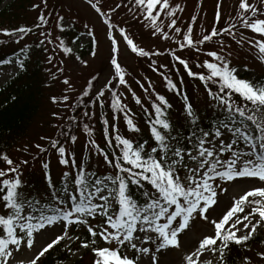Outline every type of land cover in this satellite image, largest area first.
<instances>
[{
    "label": "snow or ice",
    "instance_id": "6c2138e0",
    "mask_svg": "<svg viewBox=\"0 0 264 264\" xmlns=\"http://www.w3.org/2000/svg\"><path fill=\"white\" fill-rule=\"evenodd\" d=\"M41 2L44 10L34 28L45 30L38 32L42 39L35 47L48 52V45H56L44 63L52 65L58 50L64 57L74 56L76 61L88 66L89 62L82 59L83 53L78 54L62 36L53 39L52 31L47 30L53 18L60 33L74 29L78 20H66L60 13L48 12V0ZM86 3L102 18L107 29L110 78L92 95L98 79L92 76L78 94L77 104L68 103V94L60 98L53 95L50 99L56 105L83 108V130L88 135L93 131L89 121L96 117L92 109L98 105L106 146H101L95 138L89 139L85 145L89 153L87 161L77 163L75 152L69 149V144L74 145L78 139L73 129V125L80 127L76 116L66 121L67 128L59 129L57 137H41L48 139V146L37 143L38 153L54 150L59 164L67 169L57 186L51 175L50 160L41 161L47 186L43 194L24 191L28 185L23 179V166L28 160L17 164L7 153L0 155L6 165L0 168V264H39L42 257L64 241H68L65 248L73 256L78 255L81 248L91 251L93 264H163L160 257L166 256L171 249H180V237L196 221L204 222L203 231L195 241H190L180 264H216L217 261L229 264L232 246L246 245L264 229V79L254 81L241 77V69L232 65L231 46L225 37L240 47L248 46L264 64V0L259 4L238 0L235 16L230 18L232 22L223 28L213 26L198 39L191 26L186 31L177 26V12L183 9L178 4L173 6L170 0H120L107 11L101 0H86ZM32 7L35 10L40 5ZM122 7L151 36L172 40L180 50L194 49L209 58L196 63V68L201 69L197 72L192 70L187 58L174 50L168 51L176 62L173 67L179 82L160 74L167 90L183 100L182 125L174 124L169 118L172 104L156 92L150 80L147 88L136 81L151 103V110L143 108L149 132V139L144 140L122 136L119 130L118 120L122 114L128 132H141L131 109L122 102L123 93L113 90L119 85L132 92L125 69L119 62L120 41L116 33L137 57L151 59L163 53L139 46L127 28L113 20V15ZM216 7L218 24L222 6L218 3ZM34 28H2L0 36L7 37L8 41L0 40V44L9 41L19 44ZM166 28L173 30L171 35ZM83 29L71 40V45L78 44L79 49H84L85 44L78 42L86 40L90 56L96 58L100 40L88 23L83 24ZM248 31L254 35L246 36ZM214 38L218 39L214 41ZM213 41L216 49L201 47ZM30 50L31 46L25 45L19 53L0 58V76L15 78L27 71ZM5 65L10 69L5 71ZM62 65L63 60L56 66V72L48 67L44 72L57 80L58 74L65 70ZM179 66L188 77L200 81L209 111L202 112L194 107L184 90ZM149 67L159 72L168 65L157 67V61L151 59ZM244 71H248L246 65ZM62 83L67 86L66 93L75 91L69 78L65 77ZM132 95L136 104L141 105L140 97L135 92ZM106 96H110V100H106ZM106 106L113 112L112 122L103 114ZM52 115L63 119L56 112ZM108 148L112 149L110 153ZM93 156L97 157V165L89 168ZM101 165L104 172L99 171ZM241 181L248 182L249 186L230 194ZM222 197L228 203L217 212ZM72 227L85 229L84 238L69 235ZM73 240L79 242L75 252L71 249ZM22 251L31 255L21 259L19 253ZM257 255L264 260V251ZM242 264H252L251 258L245 256Z\"/></svg>",
    "mask_w": 264,
    "mask_h": 264
},
{
    "label": "rangeland",
    "instance_id": "374dc122",
    "mask_svg": "<svg viewBox=\"0 0 264 264\" xmlns=\"http://www.w3.org/2000/svg\"><path fill=\"white\" fill-rule=\"evenodd\" d=\"M10 0L3 1L0 4V10L9 3ZM102 5L105 9H110L115 7L116 3L112 0H101ZM251 3L259 4L260 0H250ZM170 3L175 6L179 5L183 11L177 12L178 24L177 26L181 27L183 31H186L189 26L193 28V34L195 38H200L205 32H209L213 26L216 27H226L231 21V17L235 16V8L238 6V0H170ZM221 4V13L222 18L220 22L217 24L215 21V13L217 11V4ZM32 4H39L40 8L32 10V17L34 19L35 15L40 14L41 11L44 10L43 4L41 0H32ZM18 10V9H17ZM14 11V9H13ZM48 12H56L64 15L66 20L69 19H77L78 25L80 28L83 27L84 23H88L90 27L95 30L96 36L100 40V50L99 54L96 58H92L90 54H86L84 60H87L88 66H83L80 62L76 61L74 56L73 58L64 57L62 53L57 50L56 58L53 61L52 65H46V67L51 68L53 72H56V66L59 64V61L63 60V67L64 72L63 74H58L59 78L57 80H53L52 85L48 89L50 94L57 96L60 98L63 94H68L70 96L69 104L72 100L79 94L84 87L86 86V82L95 75H98L97 88L98 91L107 80L110 78V73L112 69L110 67L108 57H109V49H110V42L107 40L106 37V26L103 23L102 18L93 10L91 7L86 3V0H48ZM21 12V11H18ZM13 13V12H11ZM196 17L197 19L193 20L192 18ZM113 20L120 23L121 26L126 27L127 30L133 35L134 42L137 43L139 46L144 47L146 50L151 51H159L163 54L159 56H154L151 59H155L157 61V67L159 65H168V68L172 66V62L176 64L175 61L172 60L171 56L168 54L169 49L174 50L182 56L183 58H187L190 62L197 63L204 59H209L203 53H196L194 49H185L180 50L172 40H165L162 37H153L151 36L150 32L143 27L141 23H137L132 20L130 14L127 13L126 8H121L118 10L117 13L113 15ZM264 18V17H262ZM34 21V20H33ZM45 30V29H44ZM47 30H51L53 34V39L59 35L58 29L55 28V21L48 25ZM172 34L171 29H165ZM246 36H253L254 34L250 31L245 33ZM39 40L42 39L40 36ZM117 39L120 41V55H119V62L121 63L122 67L125 69L126 79L128 81V85L131 87L132 92H135L137 96L140 97L142 103L146 102L147 94L144 93L143 89L137 84V80H139L145 88L148 87L149 80L151 81L154 88H157L161 83L163 76L160 73L166 75L167 68H160L159 72H154L152 68L149 67L151 63V59L149 58H140L137 57L134 53L130 51L126 47L125 42L116 33ZM34 37H27L19 44L20 47L28 45L32 40H37ZM218 38H214V41ZM225 40L228 44H230L232 51V56L230 59L232 60V65L238 67L243 71V65L253 66L256 70L264 72V64H261L259 60L256 58V53L250 52L248 46L240 47L231 38L225 37ZM207 42L205 45L201 46L206 50H214L216 49L215 42ZM78 43H84L85 46H90L86 40H81ZM73 46L74 49L78 50L77 45H70ZM49 51L44 52L43 60H45L47 55L52 54V49L56 47L55 43L52 45L47 46ZM5 71L10 69V66L6 65L3 66ZM180 67V74L183 75L184 78V88L188 91L191 100L193 101H202L206 98L203 88L200 86L199 83L196 81L191 80L187 74H185L183 67ZM240 71V72H241ZM176 74V73H175ZM67 77L70 79L71 84L75 91L65 92L67 86L62 83L63 79ZM10 77L7 76H0V86L9 79ZM176 78V76H175ZM116 92L123 93L122 102L128 106V108H133L135 106V99L133 98L132 92L128 91V89L124 86L116 85ZM161 87V86H160ZM151 91V90H150ZM205 104V103H204ZM42 106H45L43 103ZM50 106V104H49ZM55 105H52L50 109H53ZM59 108L64 107L65 110L68 109L67 106L60 104L58 105ZM45 112V111H44ZM41 112V116L37 119V121L42 118L46 113ZM61 117H65L62 115ZM62 120V119H60ZM36 121L33 122V124ZM32 124V125H33ZM119 129L125 126L123 116L121 114L118 120ZM39 131V126L35 123L31 127L30 136L34 139L37 132ZM51 133L48 132L47 134ZM77 144L81 147H85L87 141L92 139L90 135H86L85 133H78L77 135ZM39 142V139H37ZM33 146V145H32ZM86 148V147H85ZM87 149V148H86ZM36 149L34 148L31 153L27 155V157H31L29 160L28 165L23 166V172L33 171L35 169V173L40 174V178L42 177L43 171L41 167V161L47 157V153L44 154H37L35 159H33L32 155L35 153ZM50 168L52 169L51 175L54 178H60L62 175L63 167L59 165L58 162V155L52 154L50 155ZM22 158V157H20ZM249 183L245 181L238 182V186L232 188L230 194H235L239 188L248 187ZM45 188V187H43ZM228 201L222 197L220 208L217 209L219 212L221 209L224 208V205L227 204ZM210 227V226H209ZM204 228L203 221H196L191 229L187 231L184 235L180 237L182 247L180 249H171L168 251L167 255H162L160 257L163 264H180V260L188 250L190 246V241H195L197 237L200 236L201 232ZM68 243V241H67ZM39 247V244L36 245ZM83 249H79V254L76 256L71 255L70 261L65 263L59 264H70L72 261L79 259L80 255L82 254ZM26 255H31V253L20 252L19 257L23 259ZM248 257L251 258L252 264H264L263 260H261L256 254H250ZM209 258H212L209 254ZM215 259V258H213ZM218 264V261L216 262Z\"/></svg>",
    "mask_w": 264,
    "mask_h": 264
},
{
    "label": "trees",
    "instance_id": "16d2710c",
    "mask_svg": "<svg viewBox=\"0 0 264 264\" xmlns=\"http://www.w3.org/2000/svg\"><path fill=\"white\" fill-rule=\"evenodd\" d=\"M6 0H0V4ZM116 4L120 3V0H112ZM32 0H10L1 10H0V29L2 28H18L20 26L26 27H33L38 23V15L32 17V10H33ZM14 9V11H13ZM18 9V10H17ZM105 11L108 9H105ZM21 11V12H18ZM13 12V13H11ZM34 20V21H33ZM51 24V23H50ZM44 29L36 30L32 33H29L25 36L24 39L29 37L39 36L38 32ZM83 27L80 28V25H76V27L72 30L66 31L64 33H60L59 35L64 38V40L71 45V40L79 35L81 31H83ZM37 40H32L28 45L31 46V50L29 52V59L26 61V69L27 71L21 73L18 77L9 78L0 86V155L7 153V155L12 158L17 164H19L22 160H30L31 157H27L29 153L35 148L37 143L41 144L44 147L48 146V139L42 140L41 137L46 138H55L59 135V129L67 128L66 121L72 117L76 116L77 119L80 121V127L76 128L73 125L74 134L78 135V133L82 132L85 133L83 130V123L85 122L82 116L83 108L81 109H74L72 107H68L67 110L64 107L59 108L58 105L53 104L51 102V96L48 92V89L52 85L53 80L49 77L47 73L44 72L45 63L43 60V49L36 48L35 45L39 42V37L36 38ZM0 40L8 41L7 37L0 36ZM23 41V40H22ZM24 46L20 47L17 43L14 42H7L4 44H0V58H7L11 57L13 53H19V50ZM90 46H85L84 49H78L77 53H83L82 59L89 53ZM73 58V57H72ZM175 63L172 62V66L167 68L166 75L169 78H172L177 83L179 82V76H177L176 68L173 67ZM193 71H201V69L196 68V63L190 62ZM6 66V65H5ZM240 72L241 77L251 80H259L264 79V72L256 70L253 66H247L248 71ZM182 67V66H181ZM171 69V71L169 70ZM186 74V73H185ZM98 77V75H95ZM176 76V78H175ZM191 80L196 81L200 84L198 79H194L189 77ZM45 84H48V87H45ZM166 82L164 78L162 79V83L155 88L156 92L164 95L169 103L172 104V108L169 112V118L173 121L176 125H182L184 123V117L182 115L183 112V100L181 97H178L174 92L168 91L166 86ZM161 86V87H160ZM203 88V86L200 84ZM97 88V82H94V89L92 95L95 94ZM117 86L114 87V91H116ZM184 90H186L184 88ZM204 90V89H203ZM187 91V90H186ZM188 93V91H187ZM189 95V93H188ZM15 96L16 99L13 100L12 97ZM190 97V95H189ZM87 99V98H86ZM152 99H155L153 96ZM192 98L190 97V100ZM206 99V98H205ZM106 100H110V96H106ZM193 105L196 109L200 111H209L206 109L205 104L202 101H193ZM45 103V106H42ZM79 103L78 94L77 96L70 102L71 104ZM136 103V102H135ZM50 104V106H49ZM52 105H55L53 109H50ZM147 107L151 110V103L147 99L146 102L142 103L141 105L135 104L133 108H131V112L133 115L134 122L140 127V133H130L127 130L126 125L121 127L120 133L122 136L128 138H134L138 140L149 139V132H148V125L145 122L147 117L143 111V108ZM92 110L96 112V117L89 121L92 125L93 131L90 135L92 138H95L101 146H106L104 141V131L103 125L100 122L101 117V110L99 106H95ZM45 111V112H44ZM41 112L46 113L44 119L40 118L38 121L37 119L41 116ZM56 112L60 116L65 115V117L60 120L56 117H53L52 113ZM103 114L106 115L110 122H112V115L113 112L110 106H106L103 109ZM210 114V113H209ZM38 124L39 131L37 132L34 139L30 136L31 127L35 124ZM33 124V125H32ZM59 126V127H57ZM47 134L48 132H50ZM86 134V133H85ZM88 135V134H86ZM39 139V142L37 141ZM63 141V138H61ZM33 145V146H32ZM36 149V148H35ZM70 151H74L76 154L77 163H80L81 160L87 161L88 158V149L85 147H81L77 143L74 145L69 144ZM107 151L110 153L112 151L111 148H108ZM56 154L54 150L47 152V157L44 161L50 160V155ZM38 153V149H36L35 153L32 157H35ZM22 157V158H20ZM102 161V157L99 158ZM28 165V164H27ZM60 165V164H59ZM97 165V157L93 156L92 160L89 162V168H96ZM63 167V171L67 169L65 166L60 165ZM6 165L4 164L3 160L0 159V168H5ZM51 169V168H50ZM33 171L23 172V179L25 183L28 185L24 191L32 194H43L47 191V186L42 177L40 178L39 173H35ZM43 171V169H42ZM100 172H104L105 168L103 165L99 168ZM108 171H111L110 169ZM52 172V169H51ZM62 176V175H61ZM60 176V178H61ZM53 178V177H52ZM60 178H54L53 181L57 183L59 186ZM45 187V188H43ZM86 234L85 229H77L72 227L70 230L69 235L73 236L80 235L81 239L84 238ZM67 241L62 242L59 246L55 247L54 249L50 250L44 257L41 258L39 264H59L65 263L70 261L71 254L65 248V244ZM77 241L73 240L71 243V249L75 252L78 248ZM260 251H264V229H261L254 239L247 242L244 246H232V251L228 256L229 264H242V260L245 256L248 257L250 254H256ZM258 256V255H257ZM259 257V256H258ZM93 253L89 250L83 249L82 254L80 255L79 259L72 261L70 264H93ZM264 262V260H263Z\"/></svg>",
    "mask_w": 264,
    "mask_h": 264
}]
</instances>
